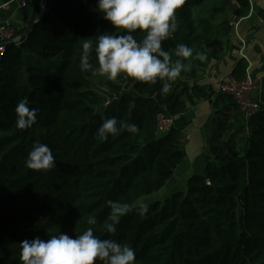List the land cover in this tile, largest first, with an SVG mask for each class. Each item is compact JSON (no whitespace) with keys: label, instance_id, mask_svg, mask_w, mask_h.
Segmentation results:
<instances>
[{"label":"trees","instance_id":"obj_1","mask_svg":"<svg viewBox=\"0 0 264 264\" xmlns=\"http://www.w3.org/2000/svg\"><path fill=\"white\" fill-rule=\"evenodd\" d=\"M34 1L32 30L16 33L22 39L5 47L0 61V264H21L20 242L47 240L59 230L74 237L94 227L107 238L108 200L135 209L166 187L185 153L179 130L157 136L158 116L166 108L176 118L207 97L204 87L182 83L220 59L232 32L224 17L230 0H184L178 29L163 46L173 60L179 43L206 60L193 59L192 70L164 95L162 82L120 76L131 90L109 84L116 98L100 111L108 101L93 90L94 76L79 68L82 44L115 29L96 11V0H54L43 12L42 0ZM246 70L241 60L231 77L243 80ZM25 98L40 111L37 123L21 130L15 108ZM213 110L211 160L203 173L189 177L186 190L150 204L144 215L131 211L117 225L113 238L135 250V264H264V103L247 126L230 96L220 95ZM111 117L135 123L139 132L98 140L97 129ZM37 143L52 149L56 168L25 166ZM92 216L96 225L87 223Z\"/></svg>","mask_w":264,"mask_h":264},{"label":"clouds","instance_id":"obj_2","mask_svg":"<svg viewBox=\"0 0 264 264\" xmlns=\"http://www.w3.org/2000/svg\"><path fill=\"white\" fill-rule=\"evenodd\" d=\"M184 0H96V11L113 26L115 31L102 32L95 44H82L79 68L93 76L116 80L120 76L147 84L162 82L161 94H167L172 83L182 73L192 70V60H206V54L197 52L184 43L175 47L173 53L164 48L178 29L176 11ZM43 7V5H41ZM122 34H114V33ZM139 34L142 38H137ZM39 109L30 107L28 99H20L16 105L15 126L26 130L37 123ZM123 132L137 134L135 123L111 117L104 119L95 136L100 141L117 137ZM31 170L48 171L57 167L52 149L43 143L33 144L25 160ZM107 223L103 225L109 234L101 238L94 227H88L74 237L59 230L47 240L37 236L19 244L21 264H135L136 252L128 244L113 238L121 219L131 211L144 215L149 205L143 201L132 205L119 200H108ZM96 225L97 218L88 219ZM3 256L0 254V259Z\"/></svg>","mask_w":264,"mask_h":264},{"label":"crops","instance_id":"obj_3","mask_svg":"<svg viewBox=\"0 0 264 264\" xmlns=\"http://www.w3.org/2000/svg\"><path fill=\"white\" fill-rule=\"evenodd\" d=\"M46 10L54 0H42ZM231 8L224 15L229 21L234 17L246 18L238 29V34L247 42L244 52L246 58L240 54L241 45L236 33L232 30L224 42V51L217 61L205 62L194 79L182 83L184 87H204L207 97L197 101L184 114L173 118L172 128L182 133V148L185 153L183 163L173 176V181L186 180L192 175H200L208 161V147L212 136V120L214 117L213 103L220 97L218 88L222 80L231 77L241 60L247 64L246 74L257 82L253 94L255 101L264 103V69L262 56L264 55V0H230ZM24 5V6H23ZM43 9V7H42ZM36 11L34 0H0V29L10 26L16 33L26 32ZM175 178V179H174Z\"/></svg>","mask_w":264,"mask_h":264},{"label":"built area","instance_id":"obj_4","mask_svg":"<svg viewBox=\"0 0 264 264\" xmlns=\"http://www.w3.org/2000/svg\"><path fill=\"white\" fill-rule=\"evenodd\" d=\"M24 6V5H23ZM234 17L230 20L229 24L232 30L236 33L237 38L241 45L240 54L243 58H246L244 52L247 47V42L241 38L238 34V29L243 21L249 19ZM16 32L10 26H6L0 29V44L17 40L15 38ZM5 52V47L0 48V61L2 55ZM262 64L264 69V55L262 56ZM257 82L250 76L249 73L246 74V77L243 80H237L232 77H228L222 80L219 84V94L223 96H230L236 102L239 112L242 117L243 125L247 126L250 118L254 116L259 111L260 103L255 101L253 94L256 91ZM173 118L169 117L166 113V108H163V112L158 116L156 134L157 136H165L168 134L169 130L172 128Z\"/></svg>","mask_w":264,"mask_h":264},{"label":"rangeland","instance_id":"obj_5","mask_svg":"<svg viewBox=\"0 0 264 264\" xmlns=\"http://www.w3.org/2000/svg\"><path fill=\"white\" fill-rule=\"evenodd\" d=\"M109 84L121 87L122 92H129L131 90L129 85L120 83L118 78L116 80H108L106 77L94 76L92 79L93 90L99 95L105 97L106 100L108 101L107 104L100 109V111H103L105 108L110 106L116 98L115 93L111 90V88H109L110 87ZM174 176L176 178L177 173L174 174ZM187 180L186 182L183 179L176 180L173 181V183L172 181H169L167 186L164 189H162L159 193L147 197L141 201L147 203L148 205L157 201L164 203L166 199L170 197L174 192L180 190H186Z\"/></svg>","mask_w":264,"mask_h":264},{"label":"water","instance_id":"obj_6","mask_svg":"<svg viewBox=\"0 0 264 264\" xmlns=\"http://www.w3.org/2000/svg\"><path fill=\"white\" fill-rule=\"evenodd\" d=\"M44 7H45V2H43V10H42V12L44 11ZM33 26H34V24L33 25H30V27L28 28V30L26 31V33L24 35H26L27 33H29L32 30ZM21 39L22 38H18L17 40H13V41H10V42H6V43H3V44H0V48L7 47L8 45L16 44Z\"/></svg>","mask_w":264,"mask_h":264}]
</instances>
